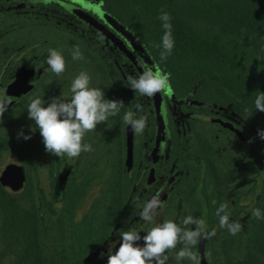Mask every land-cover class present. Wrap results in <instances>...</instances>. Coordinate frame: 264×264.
<instances>
[{"label": "trees", "instance_id": "1", "mask_svg": "<svg viewBox=\"0 0 264 264\" xmlns=\"http://www.w3.org/2000/svg\"><path fill=\"white\" fill-rule=\"evenodd\" d=\"M64 2L77 4L100 21L92 9L102 4V12L121 22L148 51L153 64L135 53L144 68L159 65L170 73L174 93L162 94L166 126L158 148L155 139L161 132L152 97L128 87V78L139 75L135 65L105 35L66 9ZM162 11L171 17L174 40L166 61L160 60L157 47L165 31L159 19ZM75 45L84 59H72ZM50 48L65 59V71L59 76L46 63ZM12 52L15 60L7 62ZM5 62L48 66L34 86V96L45 106L51 97L60 96V85L70 99L72 80L81 71L89 74V87L104 91L106 100L122 99L124 106L84 135L95 139L107 165L100 169L98 196L79 221L72 214L85 183H70L61 205L54 197L46 199L39 188L32 187L29 197L28 186L11 195L0 183V264L5 256H11L8 264H71L72 259L79 264H107L89 260L98 251L97 244L115 242L123 231L142 232L145 227L139 213L160 188L147 181L152 162L156 176H169L171 183L157 219L160 223L171 220L181 225L187 216L206 220L209 231L216 229L214 237L205 239L208 264H264V218L251 215L259 209L264 216V139L257 135L264 129V112L255 110L259 94L248 83L252 76L264 79V0H52L47 5L43 0H0V64ZM27 106H18L16 112L26 114ZM127 111L147 117L144 132L133 131L130 172L124 164ZM203 114L233 123L247 144L228 128L204 121ZM30 127L32 145H44L34 120ZM20 139L1 138L0 148L18 153L19 145L24 146ZM47 154V160H56ZM260 173V189L246 209L240 203L247 194L242 186ZM222 203L228 205L230 221L242 224L235 236L219 227L215 211ZM62 240L72 245H50ZM180 248L178 244L165 253L166 264H178ZM192 251L199 257L197 245ZM179 264L193 262L185 259Z\"/></svg>", "mask_w": 264, "mask_h": 264}, {"label": "clouds", "instance_id": "2", "mask_svg": "<svg viewBox=\"0 0 264 264\" xmlns=\"http://www.w3.org/2000/svg\"><path fill=\"white\" fill-rule=\"evenodd\" d=\"M78 2V0H74ZM44 4L52 3V0H43ZM102 15V4L98 9H92ZM159 19L162 21L164 34L160 45V60L166 61L171 55L174 47L172 37L171 17L162 11ZM72 59H84L79 45L72 49ZM50 70L57 76L65 71V59L56 49L50 48L46 60ZM143 68V62H141ZM90 76L81 71L73 80L70 87V99L59 96L51 97L45 106L39 97L32 98L27 106L28 118L34 120L35 127L39 129L45 145V150L58 158H76L81 152H91V144L82 143L86 132L97 128L98 124L106 122L110 116H115L124 106V101L105 99L104 91L99 88L89 87ZM128 87L141 96L153 97L157 93L172 96L174 89L170 83V73L163 71L159 65L147 67L136 77L128 78ZM12 101L7 96H0V118L3 117ZM139 110V105L136 106ZM255 110L264 112V92L256 96ZM126 126H131L132 131L142 134L146 128L147 117L137 118L134 111H127L123 116ZM257 135L264 139V129L258 131ZM28 140L30 134L23 131L17 134V138ZM251 142V140H250ZM159 194L153 196L144 204L139 216L142 220L152 223L157 214V209L163 208ZM227 204H220L216 208L215 215L219 220L220 228H227L228 232L235 236L242 231V224L238 221H230ZM254 218L262 219L259 209L253 210ZM192 225V228H188ZM216 235V229L208 230L203 218L187 216L181 225L166 220L155 225L141 236L139 232L129 230L120 234L118 248L108 252L107 264H166L167 251L176 249L181 245L176 254L179 264L182 260H190L193 264H200V258L192 251L201 239H210ZM143 240V245L138 242ZM103 255V254H102Z\"/></svg>", "mask_w": 264, "mask_h": 264}, {"label": "flooded vegetation", "instance_id": "3", "mask_svg": "<svg viewBox=\"0 0 264 264\" xmlns=\"http://www.w3.org/2000/svg\"><path fill=\"white\" fill-rule=\"evenodd\" d=\"M14 53L15 52L11 53L7 62L11 60H12L11 62H13L15 60ZM7 62L0 64V96H6L7 85L14 79L16 72L19 71L21 68L23 67L32 68L33 73L28 80V83L31 85V88L26 93H23L22 91L19 93L18 92L14 93V96H15L14 99L9 98L12 101V103L11 105H9L7 111H5V113L3 114V117L0 118V139L10 137L12 141L20 142L21 139L17 138V134L21 131H23V133L26 135L30 134L31 138L28 140L23 139L24 146L19 145L20 152L18 153L12 149L8 150L3 147L0 148V165L4 162L3 158L5 156L10 155L15 158L14 160L7 163L3 168H0V176L3 174V172L9 170L13 165H19L22 169L23 176H24V181H25L24 189L26 186H28V193H27L28 197L31 194L32 187L34 189L39 188L40 191H42V193L46 196V199L50 200L52 199V197H54L56 199V203L60 205L63 203V194L67 190L68 185L70 183H73V182L85 183L86 188L84 190V193L82 197L79 199V202L77 206L74 208L73 214H72V219L75 222H77L86 213L88 207L95 201L96 197L98 196L100 187H101L100 175H99L100 169L107 165V162L102 159L103 155L100 154L101 148L95 146V139L93 138L89 139V137L87 138L84 137L82 140V143L91 144L93 151L81 152L79 157H76V158H68L65 156L64 158L56 157V160L54 161L47 160L48 154H47V151L45 150V145H42L40 143L38 145H32V130L30 127L31 119L28 118V114L27 113L22 114V113L16 112V109L18 108V106L28 105L30 103V100L36 97L34 96L35 83L40 78V76L43 74V72L48 68V66L44 68H38L37 66H29V65H18L17 66L14 63H7ZM60 86L61 88L59 90L60 91L59 97L63 99H68L69 97L66 95L67 94V91L65 90L66 88L63 85H60ZM204 115L206 114L202 115L203 120H204ZM211 115H214V114H211ZM22 118H24V121H21ZM155 118H156V115H155ZM225 121H228V120H225ZM206 122H209V121H206ZM156 127H157V123H156ZM164 129L162 131H159L157 129L159 132H161V134L155 139L156 148H158L159 144L162 143L165 138V135L162 133ZM157 139H158V142L156 141ZM125 158H126V134H125ZM124 164H125V159H124ZM152 164H154V173H153L154 177L151 181H149V172H150ZM132 166H133V161H132ZM131 170H132V167L128 171L130 172ZM158 178L159 177L156 176L155 162H152L148 169L147 181L149 183L156 182L158 184V186L160 187L159 193H158L160 199L164 193L167 194V197L165 201L163 202V205H164V203L166 202L169 196L171 183L169 182V176L160 177L159 179ZM0 183L6 187L7 191L11 195H15L11 193V189L8 185L3 184L1 181ZM43 183H45L46 185L45 190H43L42 188ZM16 195H19V194H16ZM106 197L107 196H105V199ZM240 203L243 204L241 201ZM30 212L31 211H28V215H27V220L29 222L31 221ZM160 215H161V209H158L157 214L154 217V222H153L154 226L160 224V222L157 220ZM150 224L151 223L145 222V227L142 232H139L137 229L133 231L139 232L142 235L145 232V230L150 226ZM119 243H120V237L115 242H110L108 240H104L100 242L99 244L96 245L98 251L89 260L94 261L95 259H99V260L102 259V261H105L107 263L108 252L109 251L114 252L116 250V247L119 246ZM65 244L68 246L72 245V243L69 242L68 240L52 242L50 245L51 246H54V245L62 246ZM102 254L103 256L104 255L105 256L101 257ZM199 258H200V254H199ZM5 259L8 260L7 262L8 264L9 261L11 260V256H5L2 259L1 264L4 263ZM71 264H79V263H78V260L72 259Z\"/></svg>", "mask_w": 264, "mask_h": 264}, {"label": "water", "instance_id": "4", "mask_svg": "<svg viewBox=\"0 0 264 264\" xmlns=\"http://www.w3.org/2000/svg\"><path fill=\"white\" fill-rule=\"evenodd\" d=\"M65 8L80 17L83 21L87 22L89 25H92L97 30H99L103 35H105L109 40H111L125 55L133 62L136 66L138 73L140 74L144 67H141V63L138 61L137 56L149 64H153V60L150 57L146 48L140 43L137 37L127 29L121 22L115 19L110 13L102 12L100 15L102 21H99L98 18L93 16L90 12L78 6L77 4L64 2ZM123 37V39L121 38ZM137 56H136V54ZM33 73V69L29 67H23L19 71L16 72L14 79L7 85L6 88V96L8 98L14 99V93L23 92L26 93L31 85L28 83L30 76ZM155 115H156V123L157 129L162 131L166 125V116H165V103L162 94L157 93L152 97ZM204 120L213 122L216 124H220L230 130H233L235 134L246 144L247 141L245 137L242 135L241 131L233 125L229 121L222 120L221 118L206 114L204 115ZM158 142V139L156 140ZM133 161V131L131 126H126V158L125 164L128 170L132 167ZM154 173V164H152L150 172H149V181L153 179ZM0 181L3 184H6L10 187L12 194H20L24 189V176L22 169L19 165H13L9 170L3 172L0 176ZM167 194L164 193L161 197L162 203L165 201ZM159 209V208H158ZM157 209V210H158ZM154 222V220H153ZM153 222L150 226L145 230V232L153 227ZM207 227L208 223L206 221ZM145 232L141 235H145ZM143 245V240L138 242ZM204 244L205 239H201L197 243V251L200 254V264H208L205 254H204Z\"/></svg>", "mask_w": 264, "mask_h": 264}, {"label": "rangeland", "instance_id": "5", "mask_svg": "<svg viewBox=\"0 0 264 264\" xmlns=\"http://www.w3.org/2000/svg\"><path fill=\"white\" fill-rule=\"evenodd\" d=\"M248 83L250 84V89L254 91L255 93L261 94V92H264V79L260 78L259 76H252ZM4 162L0 165V168H3L7 163L14 160L15 158L8 155L5 156ZM262 177L263 173H260L259 175L253 177L251 180L246 182L242 187L247 192L246 196L243 197L241 202L243 205L247 208L250 203L253 202V200L256 197V194L258 193L261 183H262ZM43 190L46 189L45 183L42 184ZM8 260L5 259L4 263L7 264Z\"/></svg>", "mask_w": 264, "mask_h": 264}]
</instances>
